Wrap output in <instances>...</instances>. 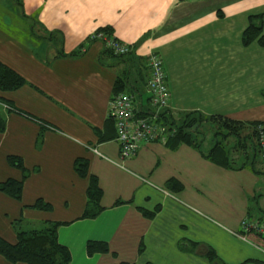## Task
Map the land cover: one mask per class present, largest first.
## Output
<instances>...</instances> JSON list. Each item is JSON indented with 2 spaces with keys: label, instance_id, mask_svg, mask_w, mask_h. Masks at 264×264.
Wrapping results in <instances>:
<instances>
[{
  "label": "crops",
  "instance_id": "crops-1",
  "mask_svg": "<svg viewBox=\"0 0 264 264\" xmlns=\"http://www.w3.org/2000/svg\"><path fill=\"white\" fill-rule=\"evenodd\" d=\"M262 12L264 0H0V65L24 81L0 90V182L22 181L20 199L0 191V238L16 243L13 222H58L68 264H262L264 239L240 233V222L264 221V174L232 152L224 168L165 141L142 143L122 161L108 115L117 77L137 116L150 114L143 68L156 53L174 118L197 111L264 121V46L241 42L248 16ZM106 27L130 48L120 60L94 38ZM77 158L102 190L93 218L82 217L88 177L75 171ZM168 179L182 189L167 190ZM38 199L50 208L33 207ZM88 242L108 251L88 253ZM0 264L25 263L0 255Z\"/></svg>",
  "mask_w": 264,
  "mask_h": 264
},
{
  "label": "trees",
  "instance_id": "trees-1",
  "mask_svg": "<svg viewBox=\"0 0 264 264\" xmlns=\"http://www.w3.org/2000/svg\"><path fill=\"white\" fill-rule=\"evenodd\" d=\"M264 12L248 16V24L244 29L241 42L244 46L252 42L264 46ZM106 36H112L111 29L108 27L100 29ZM97 33V32H96ZM114 39H116L114 37ZM104 53H108L117 59L124 55H115L104 46ZM75 53H72L74 55ZM147 60V58H146ZM146 63V61H145ZM145 64L144 68L145 69ZM145 78H146V72ZM146 81V79H145ZM23 79L5 66L0 65V90H12L23 83ZM127 81L124 78L117 77L113 86V92L118 94L125 92ZM159 122L165 127V144L170 149L177 148L180 144H186L211 162L224 167L231 168L232 149L240 150L244 162L247 161L252 166L254 173L264 174L263 170H255V164L258 160L264 161V147L259 142L260 133L264 135V121L240 122L232 120L221 115H204L197 111L181 113L176 119L170 111L162 109L159 112ZM110 119V118H109ZM113 121V120H112ZM114 126V123H113ZM209 127V129L207 128ZM208 130H207V129ZM4 129V119L0 118V131ZM207 130V131H206ZM115 131V128H114ZM209 132L208 147L204 148L206 133ZM115 137V133H114ZM104 137H101L103 139ZM233 138L234 144L227 145V140ZM8 163L21 170L23 178L27 176L28 171L18 157L9 156ZM74 169L81 177H88V186L86 189V205L82 217L93 218L101 211L100 199L102 190L97 178L88 173V162L83 158H77L74 162ZM165 187L170 192H178L182 189L181 184L176 179H168ZM0 191L15 198L20 199L22 192V181L7 179L0 182ZM33 207L39 209H49L50 205L38 199ZM146 216H152L153 212L142 211ZM62 223H46L42 229H22L19 222H13V228L16 233V243L10 244L0 238V255L10 263L25 264H68L70 262V253L66 247L58 243L57 228ZM93 249L101 252H107L105 244L87 243V251L91 253ZM207 257L213 260V253H208ZM264 264V262H262Z\"/></svg>",
  "mask_w": 264,
  "mask_h": 264
},
{
  "label": "built area",
  "instance_id": "built-area-1",
  "mask_svg": "<svg viewBox=\"0 0 264 264\" xmlns=\"http://www.w3.org/2000/svg\"><path fill=\"white\" fill-rule=\"evenodd\" d=\"M95 38L115 55H124L130 50L127 44L112 36L108 37L103 32L95 33ZM145 66V86L149 94L150 114L138 117L133 105V96L127 92L115 94L110 101L108 115L114 123L115 140L119 144V158L122 161L135 156L142 143L165 140V127L158 121L159 112L168 105L163 63L158 54L151 53L147 56ZM259 142L264 147V135L261 133ZM248 232L264 239V221L258 217H244L240 222V233Z\"/></svg>",
  "mask_w": 264,
  "mask_h": 264
},
{
  "label": "rangeland",
  "instance_id": "rangeland-1",
  "mask_svg": "<svg viewBox=\"0 0 264 264\" xmlns=\"http://www.w3.org/2000/svg\"><path fill=\"white\" fill-rule=\"evenodd\" d=\"M94 38H95V35H94ZM95 39H96V38H95ZM207 128L209 129V127H207ZM207 128H206V129H207ZM208 129H207V130H208ZM207 130H206V131H207ZM208 139H209V132L206 133V139H205V141L207 140L206 142H208ZM226 143H227L228 146H232V145L234 144V139H233V138H230V139L227 140ZM238 155L241 156V151H240V150H236V149H232V157H233V159H236V157H237Z\"/></svg>",
  "mask_w": 264,
  "mask_h": 264
}]
</instances>
